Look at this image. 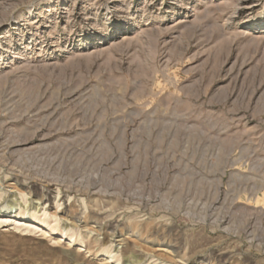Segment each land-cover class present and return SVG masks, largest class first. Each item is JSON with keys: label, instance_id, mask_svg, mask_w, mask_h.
<instances>
[{"label": "rangeland", "instance_id": "374dc122", "mask_svg": "<svg viewBox=\"0 0 264 264\" xmlns=\"http://www.w3.org/2000/svg\"><path fill=\"white\" fill-rule=\"evenodd\" d=\"M6 204L0 264H264V0H0Z\"/></svg>", "mask_w": 264, "mask_h": 264}, {"label": "bare ground", "instance_id": "6f19581e", "mask_svg": "<svg viewBox=\"0 0 264 264\" xmlns=\"http://www.w3.org/2000/svg\"><path fill=\"white\" fill-rule=\"evenodd\" d=\"M243 1V0H242ZM187 7V5L186 6H184V8H186ZM259 20H261V18H258V19H255V20H252V21H250V22H255V21H259ZM12 209H13V206L11 205V204H6V205H4V206H2V207H0V218H8V216L6 215V214H9V213H11V211H12ZM3 220V219H2ZM13 222H14V224L15 223H18V222H29L30 220H31V216L30 215H19L18 214V216L17 217H14L13 219ZM4 222V221H3ZM0 223H1V220H0ZM3 224V223H2ZM22 224V223H21ZM24 229V228H23ZM28 229V228H27ZM26 229V230H27ZM59 239H61V238H59ZM72 241V237L70 238V241L69 242H71Z\"/></svg>", "mask_w": 264, "mask_h": 264}]
</instances>
